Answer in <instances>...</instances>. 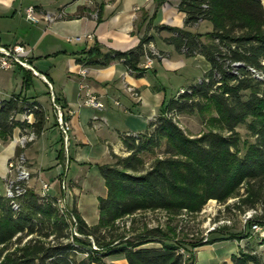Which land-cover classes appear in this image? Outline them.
I'll return each mask as SVG.
<instances>
[{"label": "trees", "instance_id": "trees-1", "mask_svg": "<svg viewBox=\"0 0 264 264\" xmlns=\"http://www.w3.org/2000/svg\"><path fill=\"white\" fill-rule=\"evenodd\" d=\"M166 1L156 0L148 28ZM178 9L185 14L184 27L158 24L154 28L159 33H168L163 40L178 53L186 57L202 55L210 68L199 81L166 99L146 131L124 133L128 155L113 153L112 163L98 165L107 188L106 195L99 196L98 222L89 225L75 203L71 210L77 231L84 238L72 234L68 214L61 210L54 195L43 196L30 188L15 209L11 200L0 192V264H118L105 258L119 254L127 257V264H195L197 257L187 249L192 254L186 258L178 225L172 223L183 214L200 213L210 200L223 204L238 198L234 206L243 211L261 207L263 214L254 217L256 223H261L264 216V0H180ZM203 21L211 22V31L201 33L190 29ZM154 40L146 32L138 45L124 51L103 50L96 40L83 50L77 62L108 66L119 60L137 77H142L147 70L140 66L142 59L156 57L149 49ZM20 67L24 70V87L29 89L35 75L31 69ZM56 102L68 120L66 101L56 94ZM195 112L213 128L197 136L188 134L176 116ZM23 113L32 115L33 119L19 118ZM55 115L59 126L56 110ZM46 123V110L36 99L22 92L0 99L3 141L13 136L17 128L21 133L31 130L39 136ZM242 124L247 125L253 141H242L237 130ZM241 143L245 146L243 154ZM157 149L162 154L147 166L144 154ZM22 151L23 148H18L17 153ZM58 158L65 160L64 144ZM158 210L168 216L163 226L145 225L130 235L120 225L126 218L133 220L139 213ZM129 231H136L133 223ZM231 236L229 239L249 237L248 234ZM89 237L95 240L98 249L89 247L86 239ZM25 238L28 239L22 243ZM219 238L201 245L227 237ZM153 242L160 245L149 246ZM11 243L18 245L9 250ZM78 252L86 256L77 259ZM232 262L264 264V259L246 245L232 255Z\"/></svg>", "mask_w": 264, "mask_h": 264}, {"label": "crops", "instance_id": "crops-1", "mask_svg": "<svg viewBox=\"0 0 264 264\" xmlns=\"http://www.w3.org/2000/svg\"><path fill=\"white\" fill-rule=\"evenodd\" d=\"M168 1L174 3L178 8L180 0H167L165 3ZM30 6L35 7V15L38 21L28 18L27 10ZM155 9L156 0H0V44L6 46L23 44L27 47L29 62L37 71V74L33 71L34 77L40 78L48 87L47 82L42 77L45 76L51 82L53 91L66 101L70 130L75 129L78 124L91 123L94 116L100 115V111L111 104L118 106V108L124 106L120 96L124 94L129 96L128 101H130L127 106H124L125 110L131 113L127 117V126L124 129L114 128L117 131V141L108 140L112 159L110 163L114 161L113 153L122 156L129 154L123 142L124 133L146 131L150 122L157 116L154 111L150 112L149 101L142 94L140 102H136L137 106L132 108L140 110L138 113L134 112L131 109V100L137 101V99L132 96L127 87L132 86L140 93L141 90L137 87L138 80L149 71L157 73L160 70H166L168 67H177L174 71L176 72L186 65L183 59L186 56L178 53L173 45L163 40V37L168 35L167 32H157L154 27L158 24L155 21L148 28L149 19ZM45 15L52 16L53 20H47ZM145 18L147 20L144 22ZM194 28L195 26L190 29L194 31ZM146 32L155 37L154 44L158 50L162 51V56L158 58L157 63H152V66L147 68L142 77H137L119 60L113 61L108 66H92L77 62V57L82 54L83 50L92 46L96 40L102 45L103 50L113 48L124 51L138 45ZM193 58H195V63L200 60L199 58L205 59L202 55ZM55 60L63 62L60 65L62 70L59 76H57L58 71L53 67ZM145 62L146 57L142 59L140 66ZM209 68L210 64L207 61L205 71ZM23 75L24 70L19 65L11 68L0 66V99H7L14 93L22 92L26 97L39 101L46 110L45 130L21 152L25 155L32 173L31 186L40 192L41 182L44 181L40 176L43 168L35 156H28L27 151L37 144V140L41 136L47 135L51 129L60 132L62 147L64 140L60 126L56 125L55 109L52 108L51 103L49 107L48 101L44 100L43 96L30 92L34 86V78L31 88L26 89L24 87ZM183 87L181 86L177 93ZM49 93L48 89V98ZM89 94L96 95L104 106L97 108L86 104ZM176 95L178 94L174 96ZM50 109L55 116L54 122L51 121L53 117ZM18 117L22 118L20 114ZM32 119L33 116L31 115L30 120ZM17 132L21 134L20 129L17 128L13 135ZM5 142L0 138V152L4 150L0 157V178L3 179L6 187V180L9 176L8 161L19 154L17 150L21 147L6 146ZM57 159L60 161L59 158ZM2 160L7 161L6 167L2 165L5 163ZM69 160L70 156L65 148L64 164H68ZM78 178L70 183L79 194L77 205H79V197L82 191ZM4 192L1 193L4 194ZM67 193L69 196L72 195V191L69 189H67ZM106 193L107 188L105 193L99 196H105ZM83 218L89 225L96 224L99 220V208L96 221H88L84 213ZM231 240L226 246L217 247V244L222 242L219 240L209 244L206 249L199 250L196 264H199V254L203 255L200 264H233L232 255L237 254L242 247L246 246L244 244L246 239H242L241 242L236 239Z\"/></svg>", "mask_w": 264, "mask_h": 264}, {"label": "rangeland", "instance_id": "rangeland-1", "mask_svg": "<svg viewBox=\"0 0 264 264\" xmlns=\"http://www.w3.org/2000/svg\"><path fill=\"white\" fill-rule=\"evenodd\" d=\"M184 17V14L178 10L174 3L168 1L158 9L154 21L157 24H168L171 26L183 27L185 25ZM211 30L212 24L209 21H203L194 28V31L201 33H206ZM161 56L162 54L160 52V56L157 55L154 58L153 63H157L159 61L158 58ZM166 58L168 59V57ZM183 59L186 63L185 67H182L176 72L174 71L177 67H168L166 70H160L157 73L149 71L143 78H139L137 87L141 90L140 98H136L137 101L131 100V109L137 106L135 104L136 102H140L142 94V96L149 101L150 112L154 111L156 115H159L163 101L170 99L175 94H179L177 92L181 86H189L192 82H197L204 76L207 60L199 58L200 60L197 61L200 62L196 61L195 63V58L193 57H185ZM55 61L56 62L53 63V67L58 71L57 76H59L61 75L62 70V66L60 65L63 62L60 60ZM48 89L49 91L51 90L50 87H47V85L40 78L34 77V86L31 88L30 92L32 94H40V96H43V99L48 101L49 107L51 103L52 108L54 109L51 96L48 98ZM120 97L124 106H127L130 101H128L129 96L124 94ZM158 99H160L159 103ZM124 106L122 105L118 108V106L111 104L101 110L100 115L94 116L91 123H86V125L78 124L75 126V129L70 130V141L68 146L65 145L68 155L70 156V160L66 165L64 162L58 161L57 159L58 152L62 149V136L57 130L51 129L47 135L41 136L40 139L37 140V144L29 148L27 151L28 156H35L39 164L42 165L43 169L41 170L40 176L45 182L51 185L49 194H52L57 198L63 195L62 179L65 180L68 189L72 191V195L69 196L67 205H62V207L64 209L63 211L68 214L72 234L74 236L84 238V236L75 229L76 219L71 212L74 203H76L82 217L84 213V216L90 222H94L97 219L99 195L104 194L106 190L98 165L110 163L112 161L108 148V140L111 139L113 141H117V131L114 128H126L127 117L131 115V113L125 110ZM132 110L138 113L140 109L136 108ZM50 112L53 117L51 121L54 122L55 116L51 109ZM176 119L179 125L185 129L188 134L194 136L200 135L201 133L213 128L207 124L206 120L198 112L180 114L176 116ZM237 130L241 133L242 141L254 140V138L250 135L246 124L239 125ZM19 137L20 133L17 132L5 142L6 146L10 145L14 148L21 146L19 144ZM240 149V153L243 154L245 151L243 143L240 144ZM3 151L4 150L0 152V157L3 154ZM161 151V149H157L154 152L144 154L147 166L150 165L156 156L162 154ZM3 162L5 163L2 165L6 167L7 161L5 160ZM77 178L80 180V185L82 186V191L79 197V205L83 213L79 205H77L79 194L70 184L72 180ZM0 191H5L4 181L1 178ZM243 191L244 190H242V192ZM237 201L238 198H231L226 203L222 204L217 201L210 200L200 213L183 214L178 218H174L172 224L178 225V237L181 243H185V245L183 244L181 248L186 258L190 257L192 251L197 257L198 251L206 249L209 245L201 244L209 240L221 239L219 237H227L223 239L220 244H217V247H221L228 245V243L232 241L229 239V237H232L231 235L248 234L249 237L244 238L246 239L244 244L253 247L263 256L264 259V216L261 219V223L259 222L261 229L258 231L253 228V225L256 223L254 217H260L263 214V210L261 207L247 209L246 211L255 209L256 212L251 219L246 221L244 219L246 211L240 210L234 206ZM167 219L168 216L165 211H148L139 213L133 218V220L131 217L126 218V220L120 222V225L127 228L128 234L133 235L134 233H138L142 230L145 225L163 226L166 224ZM132 223L136 228V231L134 232L129 231ZM180 231H184V233ZM27 239L28 238L23 239L22 243H25ZM50 239L52 238H49V240ZM86 239L90 242L89 247L93 249H95V246L98 247V244L93 238L89 237ZM236 240L241 242L242 239ZM196 244L199 246H194ZM17 245L18 244L16 243H11L9 245V250H13ZM158 245L160 244L155 242L149 243V246ZM187 249H191L192 251L190 252ZM85 256L86 254L81 252L76 254L77 259H81ZM202 256L203 255L199 254V264L202 263ZM105 261L115 262L118 264L128 263L127 257L124 254L106 257Z\"/></svg>", "mask_w": 264, "mask_h": 264}, {"label": "built area", "instance_id": "built-area-1", "mask_svg": "<svg viewBox=\"0 0 264 264\" xmlns=\"http://www.w3.org/2000/svg\"><path fill=\"white\" fill-rule=\"evenodd\" d=\"M36 9L34 6H30L27 10V16L29 19L33 21H38V18L35 15ZM45 18L47 20H53V17L50 15H45ZM150 51L152 52L153 56H160V52L156 48V46L151 43L149 46ZM28 49L23 44H15V45H1L0 44V66L2 68H11L15 65L23 66L25 68L31 69L34 71L35 74H37V71L34 70L33 66L29 62V59L27 57ZM154 61V57L152 56H146V62L141 66L143 68H149L152 66V63ZM43 79L47 82L48 86L50 87V96L52 100V104L54 106V109L57 112V119L59 122L60 129L63 133L64 137V143L66 146H68V143L70 141V123L68 120L64 118V112L59 103L56 102V93L53 91V86L51 82L45 77L42 76ZM128 91L132 94L135 98H140V93L133 88L132 86L127 87ZM184 90L181 89L180 92H183ZM86 104L102 108L104 104L98 100V97L94 94H89ZM21 119H28L30 120L31 115H28L26 113L20 114ZM38 135L31 130L23 131L20 134L19 137V144L21 145V148L27 147L29 143L34 142L37 139ZM8 170H9V176L6 180V187L4 195L11 200V203L15 209H17L20 205V199L22 196H24L27 191L32 188L31 186V179H32V173L29 167L27 166V159L24 154H18L14 158H11L8 161ZM62 188H63V195L57 198V203L61 210H64L62 205H67L69 195L67 193V184L65 183V180L62 181ZM51 189V185L45 181L41 182V191L39 192L41 195L46 196L49 194V191ZM216 201V200H213ZM256 210H248L244 214V219L247 221L251 219ZM253 228L255 230H260L261 227L258 223H255L253 225ZM75 229L76 227V220H75ZM77 234V231H76ZM95 249H98V247L95 246Z\"/></svg>", "mask_w": 264, "mask_h": 264}]
</instances>
